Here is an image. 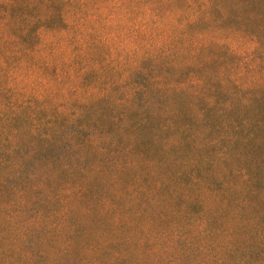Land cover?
<instances>
[{
    "label": "trees",
    "instance_id": "trees-1",
    "mask_svg": "<svg viewBox=\"0 0 264 264\" xmlns=\"http://www.w3.org/2000/svg\"><path fill=\"white\" fill-rule=\"evenodd\" d=\"M108 1L109 21L137 13L174 50H146L122 92L98 80L73 113L33 107L31 96L8 102L0 197L2 186L22 199L58 196L57 222L37 210L32 228L63 240V257L79 244L96 250L91 264H264V0ZM78 4L0 0L12 59L45 34L47 45L91 46L97 29ZM54 65H42L47 86L73 66ZM92 71L77 64L79 80ZM76 211L105 224L70 237L65 220Z\"/></svg>",
    "mask_w": 264,
    "mask_h": 264
},
{
    "label": "rangeland",
    "instance_id": "rangeland-1",
    "mask_svg": "<svg viewBox=\"0 0 264 264\" xmlns=\"http://www.w3.org/2000/svg\"><path fill=\"white\" fill-rule=\"evenodd\" d=\"M79 1L80 4L73 9L83 10L87 15L89 26L97 29L96 35L88 38L87 42H90L91 46L84 41L76 45L60 39H57L58 42L55 44L47 45L52 35L45 34L37 47L31 50L23 49L22 58L16 62L12 58L18 49L10 40L8 23L0 21V135L2 137L8 135L6 131L10 128L5 115L8 102H28L30 99L27 96H31L39 100L33 107L57 108L58 112L73 113V107L77 106L78 102L84 101L91 94H98L99 87L95 85L98 80L112 78L116 84V91H113L112 95L122 92V83L124 82L125 86L129 84V72L135 68L146 50L149 49L154 53H159L161 50L170 53L174 50V45L170 43L171 36L165 30L156 33L155 24L142 22V16L139 14L117 12L114 20L109 21L106 15L111 10V3L108 0ZM141 10L144 14H153L148 6H143ZM32 42L33 40L28 41L29 44ZM44 61H48L51 66H55L54 63L59 65L70 63L73 66H61L64 80L53 79L47 86L42 67ZM80 63L93 64V68L98 72L92 71L87 77L79 80L77 64ZM180 79L186 81L188 74ZM77 109L76 107L75 110ZM2 187L4 193L0 197V264H91L96 251L91 245L82 249L78 244L69 257H63L58 254L61 249L59 245L63 240H59L54 245L55 240L49 236L46 229L35 231L36 227L32 228L38 222L31 212L37 210H45L46 214L43 218H47L49 222H57V218L54 217L56 215L50 214L49 211L51 212L53 207L59 210L57 207L59 204L56 203L58 196L47 200H44L45 196L40 200L27 199L26 196L22 199L18 195L9 194L8 186ZM0 190L3 191L1 188ZM19 206L21 211L17 210ZM61 212L63 211L57 214ZM65 221L67 222L64 225L65 230L74 231L71 235L67 233L70 237L78 235L82 230L105 224L104 221L99 223L95 219L85 218L78 211L70 212ZM106 224H109L108 221ZM22 225L25 231L21 229ZM16 240L20 243L12 245ZM78 241L76 239V242ZM43 254L45 255L42 256Z\"/></svg>",
    "mask_w": 264,
    "mask_h": 264
}]
</instances>
